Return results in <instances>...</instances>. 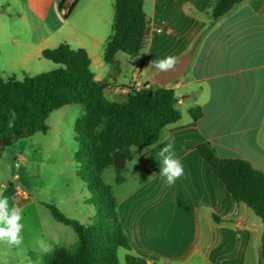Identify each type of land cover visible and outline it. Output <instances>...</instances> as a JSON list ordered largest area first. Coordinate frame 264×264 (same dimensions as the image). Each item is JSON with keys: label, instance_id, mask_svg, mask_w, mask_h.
<instances>
[{"label": "crops", "instance_id": "crops-1", "mask_svg": "<svg viewBox=\"0 0 264 264\" xmlns=\"http://www.w3.org/2000/svg\"><path fill=\"white\" fill-rule=\"evenodd\" d=\"M61 1L3 0L1 10L21 21L31 10L56 33V39L44 36L38 55L59 43L84 49L94 79L108 84L104 94L110 100L122 101L126 87L149 86L159 70L153 61L191 54L186 71L167 85L178 97L180 119L165 126L156 143L131 147V160L145 179L112 192L130 253L149 264H261L264 222L232 198L196 146L207 143L217 157L243 159L264 173V0H245L212 25L211 0H144L148 36L127 85L102 59L114 0H65L59 8ZM56 5L63 19L54 11L55 24L49 25ZM194 106L200 109L197 119L188 113ZM168 142L185 170L172 186L160 176L157 155Z\"/></svg>", "mask_w": 264, "mask_h": 264}, {"label": "trees", "instance_id": "trees-1", "mask_svg": "<svg viewBox=\"0 0 264 264\" xmlns=\"http://www.w3.org/2000/svg\"><path fill=\"white\" fill-rule=\"evenodd\" d=\"M243 1L211 0L208 5L209 25ZM64 2L61 1L59 8ZM143 4L144 0L113 1L111 35L104 44L102 59L117 71V53L137 57L145 48L149 21ZM41 56L56 66L33 76L23 73L20 80L0 76V153L3 147L18 139L46 132L45 119L51 111L78 104L82 114L75 124L78 149L74 158L76 162L89 161L92 181L88 183V190L99 201V207L90 223L81 224L66 218L52 204H46L51 216L69 225L77 238L72 247L59 246L46 253L39 264H149L130 253L118 220L116 200L111 187L101 181V174L112 168L116 172L115 182H122L121 170L112 167V153L119 152L130 161L131 147L156 143L163 128L180 119L175 91L170 86L151 83L138 89L126 87L122 101L110 100L104 94L108 84L94 79L84 49H72L66 43H59L43 49ZM13 110L17 119L13 127H8ZM188 113L192 119H197L200 109L194 106L188 109ZM196 150L232 198L245 204L264 222V173L243 159L217 157L207 143L198 144ZM118 248L126 250L122 262L117 256ZM263 257L264 230L260 241V262Z\"/></svg>", "mask_w": 264, "mask_h": 264}, {"label": "rangeland", "instance_id": "rangeland-1", "mask_svg": "<svg viewBox=\"0 0 264 264\" xmlns=\"http://www.w3.org/2000/svg\"><path fill=\"white\" fill-rule=\"evenodd\" d=\"M0 3L3 4L0 6V76L20 80L23 73L33 76L54 68L56 65L38 55L37 49L43 45L44 36L48 35L47 40L56 39V33L47 29L45 22L31 10L25 11L24 21L10 19L1 10L5 8L3 0ZM20 3L24 2L18 1V5ZM30 4L33 6V2ZM38 9L42 13V5ZM54 11L63 19L56 5L46 20V23L50 20L49 25L55 24L51 17ZM116 60L119 71L109 65L105 67L118 76L119 83L127 85L139 59L119 52ZM81 114L78 104L59 107L45 119L46 132H36L2 148L0 193L9 198L10 206L23 210L24 229L23 243L19 247L0 243V264H39L41 258L55 248L74 245L77 237L72 228L56 221L46 204H52L66 218L81 224L92 221L99 201L88 190V183L92 181L89 161L76 162L74 158L78 149L75 124ZM120 170L119 175L123 177L120 183L115 182L116 172L112 168L101 174V181L111 185L112 192L130 190L145 179L132 160L126 161ZM125 254L126 250L118 248L120 262Z\"/></svg>", "mask_w": 264, "mask_h": 264}, {"label": "clouds", "instance_id": "clouds-1", "mask_svg": "<svg viewBox=\"0 0 264 264\" xmlns=\"http://www.w3.org/2000/svg\"><path fill=\"white\" fill-rule=\"evenodd\" d=\"M159 69L160 73L175 71L178 60L175 56L169 55L164 59L152 62ZM8 127L14 126L17 114L13 110L10 112ZM158 162L160 165V176L165 179L168 186H172L185 174L184 165L176 156L174 143L168 142L163 145L158 152ZM203 206V202H202ZM23 210L15 205L10 206L9 198L0 193V243L9 247H19L23 243Z\"/></svg>", "mask_w": 264, "mask_h": 264}, {"label": "water", "instance_id": "water-1", "mask_svg": "<svg viewBox=\"0 0 264 264\" xmlns=\"http://www.w3.org/2000/svg\"><path fill=\"white\" fill-rule=\"evenodd\" d=\"M191 54L185 53L177 58L178 65L175 71H170L168 73H160L159 70L154 72L152 76V83L160 86L165 87L172 81L179 78L187 69L189 61H190ZM104 82V81H102ZM126 158L124 155L120 154L119 152L112 153V167L115 169H122L126 163Z\"/></svg>", "mask_w": 264, "mask_h": 264}]
</instances>
